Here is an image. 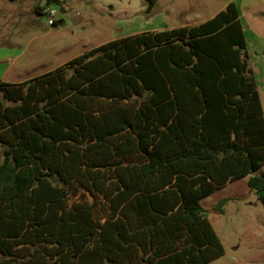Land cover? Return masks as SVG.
Returning a JSON list of instances; mask_svg holds the SVG:
<instances>
[{
	"label": "trees",
	"instance_id": "1",
	"mask_svg": "<svg viewBox=\"0 0 264 264\" xmlns=\"http://www.w3.org/2000/svg\"><path fill=\"white\" fill-rule=\"evenodd\" d=\"M263 165L235 1L0 81V264H207L225 248L202 200L246 176L264 192Z\"/></svg>",
	"mask_w": 264,
	"mask_h": 264
},
{
	"label": "rangeland",
	"instance_id": "2",
	"mask_svg": "<svg viewBox=\"0 0 264 264\" xmlns=\"http://www.w3.org/2000/svg\"><path fill=\"white\" fill-rule=\"evenodd\" d=\"M235 1L250 64L264 107V0H65L57 20L36 6L45 0H0V81H23L86 52L89 47L147 30L208 19ZM264 172V165L257 174ZM249 176L202 200L225 253L207 264H264V201ZM229 200L219 207L221 200Z\"/></svg>",
	"mask_w": 264,
	"mask_h": 264
},
{
	"label": "built area",
	"instance_id": "3",
	"mask_svg": "<svg viewBox=\"0 0 264 264\" xmlns=\"http://www.w3.org/2000/svg\"><path fill=\"white\" fill-rule=\"evenodd\" d=\"M45 12L49 13L54 20H57L59 15L61 14V10L55 7L48 6L45 9Z\"/></svg>",
	"mask_w": 264,
	"mask_h": 264
},
{
	"label": "crops",
	"instance_id": "4",
	"mask_svg": "<svg viewBox=\"0 0 264 264\" xmlns=\"http://www.w3.org/2000/svg\"><path fill=\"white\" fill-rule=\"evenodd\" d=\"M63 1L65 2V0H63ZM204 20H206V19H195L194 21H186L185 23H181V24L178 25V26L188 25V24H195V23L202 22V21H204ZM142 32H143V31H142ZM137 33H140V32H137ZM134 34H136V33H134ZM99 45H101V44H99ZM96 46H98V45L91 46V47H89L88 50H90V49H92V48H94V47H96ZM88 50H87V51H88Z\"/></svg>",
	"mask_w": 264,
	"mask_h": 264
}]
</instances>
